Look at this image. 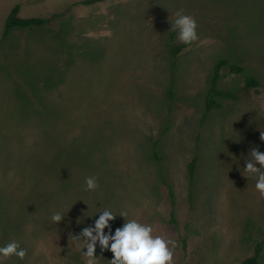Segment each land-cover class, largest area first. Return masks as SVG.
<instances>
[{"label": "rangeland", "instance_id": "1", "mask_svg": "<svg viewBox=\"0 0 264 264\" xmlns=\"http://www.w3.org/2000/svg\"><path fill=\"white\" fill-rule=\"evenodd\" d=\"M79 1L0 0V37L15 4L60 13L0 42V264H239L264 239V0ZM220 58L260 86L223 68L236 99L201 123Z\"/></svg>", "mask_w": 264, "mask_h": 264}, {"label": "trees", "instance_id": "2", "mask_svg": "<svg viewBox=\"0 0 264 264\" xmlns=\"http://www.w3.org/2000/svg\"><path fill=\"white\" fill-rule=\"evenodd\" d=\"M104 0H81L77 3L72 4L69 7L75 5H94ZM20 5L15 4L8 14L6 15L3 26L2 32L0 37V42L5 40L12 30L14 29H33V28H41L47 25L49 22L53 21L54 19L60 16V13H53L49 17H20L19 16ZM191 40H184L180 42H175L169 47V55L171 57V63L174 66L176 61L179 58L180 53L191 45ZM223 68L228 69V73L234 76H242L243 82V89H257L260 86L258 80L249 73L239 64L230 63L225 58L218 59L212 67L211 75L209 78V89L207 94L204 98V105H203V115L201 117V123L204 121L206 116L212 111L213 109L220 108V103L218 99H231L235 100L236 96L231 92H225L218 89V81L221 77V72ZM155 149V146H153ZM197 157L194 155L189 163L187 164V175L189 180L191 181L194 178L195 167H196ZM169 199H170V206L171 210L169 213V223L174 224V216H173V195L172 192L169 191ZM264 244V239L260 241L254 242L252 254L246 258H244L239 264H258V258L262 252V247ZM184 248V246H183Z\"/></svg>", "mask_w": 264, "mask_h": 264}]
</instances>
